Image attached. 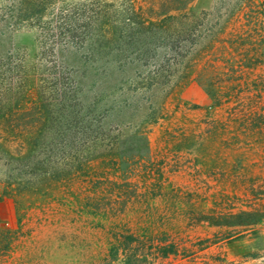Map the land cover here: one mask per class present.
Listing matches in <instances>:
<instances>
[{
  "label": "rangeland",
  "instance_id": "obj_1",
  "mask_svg": "<svg viewBox=\"0 0 264 264\" xmlns=\"http://www.w3.org/2000/svg\"><path fill=\"white\" fill-rule=\"evenodd\" d=\"M170 2L0 0V264H264V130L144 52Z\"/></svg>",
  "mask_w": 264,
  "mask_h": 264
},
{
  "label": "trees",
  "instance_id": "obj_2",
  "mask_svg": "<svg viewBox=\"0 0 264 264\" xmlns=\"http://www.w3.org/2000/svg\"><path fill=\"white\" fill-rule=\"evenodd\" d=\"M171 1L159 23L166 28L144 37V52L163 51V63L171 67L170 77L175 79L172 87L186 78L194 63L206 59L188 87L197 88L200 101L211 106L233 99L232 113L247 120L251 128L264 130V74L252 82L245 80L247 70L264 65V2L224 1L195 15L184 13L194 0ZM169 54L172 60L167 58ZM224 85L228 88L222 91ZM173 253L164 248L155 259H166Z\"/></svg>",
  "mask_w": 264,
  "mask_h": 264
}]
</instances>
